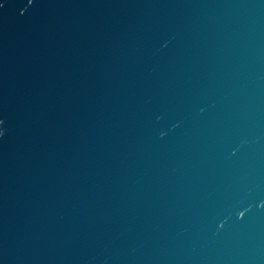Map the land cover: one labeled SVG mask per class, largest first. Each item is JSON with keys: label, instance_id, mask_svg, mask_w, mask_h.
<instances>
[{"label": "water", "instance_id": "1", "mask_svg": "<svg viewBox=\"0 0 264 264\" xmlns=\"http://www.w3.org/2000/svg\"><path fill=\"white\" fill-rule=\"evenodd\" d=\"M0 264H264V0H0Z\"/></svg>", "mask_w": 264, "mask_h": 264}, {"label": "snow or ice", "instance_id": "2", "mask_svg": "<svg viewBox=\"0 0 264 264\" xmlns=\"http://www.w3.org/2000/svg\"><path fill=\"white\" fill-rule=\"evenodd\" d=\"M31 2V0H29V3Z\"/></svg>", "mask_w": 264, "mask_h": 264}]
</instances>
